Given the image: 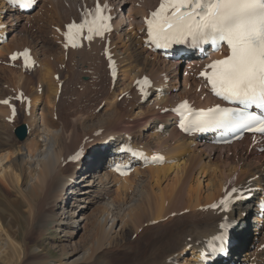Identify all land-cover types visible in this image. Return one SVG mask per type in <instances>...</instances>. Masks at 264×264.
Here are the masks:
<instances>
[{
    "label": "bare ground",
    "instance_id": "obj_1",
    "mask_svg": "<svg viewBox=\"0 0 264 264\" xmlns=\"http://www.w3.org/2000/svg\"><path fill=\"white\" fill-rule=\"evenodd\" d=\"M91 1L94 3L96 0H63L64 8H66L65 5L69 4L68 8H63V13L60 14L63 20L66 18V24L63 25L64 29L58 35L61 38L63 47L67 25L75 17L78 18L79 10L85 4H90ZM99 1L110 6L111 14L115 19L114 31L107 37H94L92 41L83 42L79 49L70 50L73 53L70 63L74 64L71 66L69 73L73 75V80H75L73 88L77 93L82 91L80 90L81 87L84 90L91 89L95 92L99 91L102 85H108L109 95L115 97L116 101L113 102L115 99L110 101L109 99H112V97L107 99V102L106 99L101 98L102 100L97 105V109L105 103H108V107L100 115L97 114V109H95L96 114L93 110L94 113L88 115L84 108L81 111L73 112L74 114L69 109L72 115L67 116L59 115L58 111L50 114L41 102L46 96L47 103L53 105L51 109L55 111L56 103L61 101L62 96L60 95L58 98L60 91L58 86L61 81L57 83V80H54V77L59 73L58 69H55L54 72L44 69L46 73L41 75L43 77L39 80V88L35 91L32 89L29 93L27 92L28 87L33 83L32 80L29 81V77V79L25 77L26 73L23 69L24 75L19 76V80L16 79L17 82L12 81V83L10 79V83L6 86L7 90L13 85L18 86L19 91L16 97L22 94L29 98L30 105H32L30 113H27L26 122L29 125V134L25 141L18 143V145L13 144L15 146L11 147L9 144L13 139L12 134H5L4 130H1L2 125L5 128L7 127L6 124L11 128L13 123L9 124L6 120L12 118L11 113L9 107H0V117L2 119L0 120V151H5L4 149L7 146L15 151L14 153L12 151L13 154L10 152V154L8 152L7 154L3 153L0 159V164L7 160V166H5V170L3 169L5 172L4 181L12 182L13 180L15 182V179L18 181L19 178L23 179L29 176L28 173H35L36 184L33 182L35 186L34 188L32 186L33 190L36 187L37 189L42 188L46 192H51L55 196V200H60L68 190L73 195L80 188L78 195L82 196L78 200L82 202L81 204H85L83 208H88L86 204H95L110 192L107 186L105 187L108 182L109 185L114 184L112 187L118 184L117 190L121 191L127 185H130V181L134 182L142 173H146L136 160H133L135 170L129 177L119 178L109 171L110 157L114 156L117 161L121 160L122 155L119 151L123 144L144 151L149 159L153 155H163L167 163L163 166L148 168L150 176L141 183L146 190V198H142L141 201L128 208L123 219L115 217L117 215L114 209L105 205V215L99 218L103 229L101 234L104 232L103 236L108 240H115L118 237L126 238L131 230L130 226L134 224L132 232L138 234V236L140 235L138 237L140 239L144 236L139 234V231L145 224L164 220L175 214V218H170L166 223L157 225V229L168 225L176 226L178 233H170V235L174 234L172 241L175 242L171 243V246L162 243H151L150 246L145 247V254L140 255L139 253L137 257L134 256L129 264H230L232 262L238 264L236 262L238 261L237 256L243 249H245L243 251L245 253V264H264L263 238L260 237L259 241L262 246H258L257 249L249 248L246 246L247 241H245L250 236L251 230V226L248 227L246 224L249 222V217L246 216H254L255 222L258 221L264 224V220L258 219V217H264L261 215L262 210L259 209L260 203H264V152H260V148H264V139L245 136L241 142L231 146H219L211 136L189 138L178 132L176 118L172 114V110L179 108V105L184 101H187L194 110L198 111L207 110L218 104L223 106L220 101L209 94L205 82L201 78H196V76L204 70L208 63L224 57L227 54L226 51L223 50V52L211 54L210 57L190 61L185 67L184 81L181 82L179 79L181 62L168 60L162 57L161 54L153 53L144 48L147 32L143 19L148 17L149 12L158 6L160 0ZM0 6V34L3 35L0 36L1 43V38L8 35L6 25L10 27L18 26L22 17L26 16L13 9L6 8V5L2 2H0ZM4 8L10 11L5 13ZM3 26L5 28H2ZM107 38L110 39V49L115 55L120 69V77L115 86L112 85L109 65L105 55ZM32 43L30 40L26 44L23 43L25 45L22 44V46L25 47H19L17 53L33 49L32 56L36 67L39 53L37 54L36 49L33 47L35 45L32 46ZM10 46H12L10 43L0 45V57L4 56L6 52L10 53L11 56L16 53V51L11 53V49L8 50ZM85 63H87V70L83 66ZM49 64V61L46 62V65ZM61 64H64V62ZM50 76L52 84L57 83V87L53 85L55 88L53 95L55 97L50 95L51 92L44 85V81ZM142 77L150 78L153 83V87L148 91L151 99L146 104H144V98L141 96L136 84ZM84 78L91 79L85 82L83 81ZM40 88L43 89L40 90ZM7 90H5L6 93ZM58 105L60 106V104ZM53 114L57 116L54 118ZM92 121H95V123L91 124ZM97 124L110 125V128L99 131L97 130ZM138 128L141 131L136 134ZM150 130H153V133L148 135ZM146 135H148L147 141L154 143L156 149L151 148V146H148V142L144 141ZM92 137L102 138L100 147L94 150L91 155L95 163H92V165L88 162L85 163V167H81L87 159L86 155L79 163H69L70 158L75 156L77 152L84 151L87 144H84L83 141L87 142V139ZM179 158L184 161L178 163ZM129 160L130 157L127 161ZM102 161L108 162V169L93 172L94 179H91L89 184L80 186L82 182L81 184L78 183L75 177L78 176V180L81 176L83 180L86 179L89 171H98ZM162 180H166V187L157 190L156 184L158 185L159 181L162 183ZM199 180L200 183L196 185ZM201 181H205L206 184L204 185ZM154 182L156 184L152 186ZM82 187L84 188L82 189ZM233 189H235L233 199L253 195L254 200L257 201H251L255 206L253 210L251 209L252 206L245 202L238 205L237 210L243 208V212L236 222L232 237L227 239L223 243L222 249L219 250L218 246L221 241L215 240L211 244V240L220 234H224L228 225L235 221L231 219L228 212L224 210L223 212L220 210L214 211L211 208L225 197L226 190L229 192ZM119 191L118 198L122 199L123 197L122 200L127 201L126 194H121ZM93 192L96 199H90ZM25 193L29 195L27 189H25ZM157 214L160 215L157 216ZM53 217H49L52 219H49L46 223L55 224L58 219ZM225 217H228L229 220L225 221ZM63 222L61 225H65ZM77 222L75 223L77 224ZM221 225L225 227L221 228ZM69 226L72 228V225L69 224ZM118 227L120 231L117 230ZM150 230L151 227L143 230L142 234L145 232L146 235V232H150ZM256 231H259L258 228ZM91 244L87 250H84L85 248L80 249V247L74 249L72 252L74 253L73 258H68L64 264H87L92 259L100 264H108L110 260L103 259V257L106 254V249L112 246V242L104 243L101 245L102 247L99 246L98 242L97 248ZM48 264L55 263L50 261Z\"/></svg>",
    "mask_w": 264,
    "mask_h": 264
},
{
    "label": "rangeland",
    "instance_id": "obj_2",
    "mask_svg": "<svg viewBox=\"0 0 264 264\" xmlns=\"http://www.w3.org/2000/svg\"><path fill=\"white\" fill-rule=\"evenodd\" d=\"M68 6L69 4L65 5L66 8H68ZM63 8H64L63 0H40L38 4L32 9V11H30L28 16L19 13L25 15L26 17H22L18 26L16 25L15 27H10L9 25H6L7 27L6 32L8 33L9 38L7 43L5 44L10 43L13 46V48L12 46H10L8 49L9 51L11 49L10 51L11 53L12 51L13 53H15V51L17 53L19 51L18 50L19 47L20 48L25 47L22 46V44L23 43L26 44L27 41L29 40L30 42H33L32 46L33 45L36 46L33 47L36 49L37 54L39 53L37 55L39 64L37 63L38 66H36L37 68L35 67L36 69L27 71L25 75V77L27 78L29 77L30 78V79L28 78L29 81L32 80L33 83L31 84V86L28 87V91H27L28 93L32 89L33 91H35L36 89L39 88L38 87L40 85L39 80L42 79L43 76L41 75L45 74L46 70H52L51 72H54L55 69L56 70L58 69L59 71L58 75L60 76V79H56L55 77L54 80L55 81L57 80V83L61 81L60 86L62 85V88H59L60 91H62L60 94L62 96L61 101H58V103H56L57 105L54 108L55 111L51 109V107L53 108V105L51 106V104L47 103L46 96L44 97V100H42L41 102V104H44L46 108L49 110L50 114L52 112L56 113L58 111L59 115L62 114L63 116H67V115H72L77 111H81V109L83 110V108L85 109L84 111H87L88 115H91L94 112L96 114L95 109H97V105L100 104L101 100L106 99L107 102V99L111 98L112 96L109 95L108 85L105 86L102 85L100 87V90L95 92L91 89H86L87 90L86 91L82 87L80 88V90H82L80 93L74 91L73 87L75 85V80H73V75L69 73V71L71 70V66H73L74 64V63H70L73 53L69 52L68 55L63 54L64 57L62 56V53H64V49L62 48V44L60 40L61 38L58 36L59 31L62 32L63 31L62 29H64V26L66 24L65 16H64L65 18L64 21L60 15L61 12L63 11ZM9 11H10L9 9H6L5 13ZM75 18L77 19V17ZM29 21L31 22L29 23ZM9 55L11 57V54L6 52L4 56L0 57V99H1L0 101H4V99L7 100L6 98L10 100L15 99V97L13 98V96L11 95L17 96L18 94L16 93H18L19 87L13 85L11 86V88L7 90V86L12 81L17 82L19 80L18 79L19 76L24 75L23 74L24 70H22L20 63L19 62L12 63L9 58ZM75 57L77 58L76 55ZM48 59H50L51 61ZM48 61L50 62V64L46 65V62ZM62 62H64V64H61ZM83 66L84 69L87 70V63H85ZM185 66L186 64L182 62L181 72L179 74L181 82L184 81V75L182 74L185 70ZM90 79L91 78L88 79L84 78L83 81L85 82L86 80L90 81ZM57 83L52 84L51 76L50 78L48 77L46 81H44V85H46V87L51 92L50 93L51 96L54 94L55 91L53 85L57 87ZM5 90H7L8 92L6 93ZM114 99L115 97H112V99L109 100L113 101ZM115 101L116 99L113 102ZM146 103L147 102H145V104ZM58 104H60V106ZM2 105L4 106V103H0V107H3ZM29 107L30 106H21V105L19 106L18 118H14L12 120L13 124L8 122L9 124H11V128H13L12 130L10 127H8L9 126L8 124L6 125L4 124L5 126H7L6 128L3 125L1 126V130L3 129L4 130L3 132L5 134L8 133V134H12L13 136L12 138L14 140L11 139V142L9 144L11 147L15 146L13 144L18 145V143L23 142L17 139L15 135V131L18 127L22 125H26L29 128L28 123H26L27 122L26 109L29 110ZM107 107H108V103L102 104L97 109V114L98 115L103 114L106 111ZM21 108L22 110L20 111ZM69 109L71 110L72 114L70 113ZM56 116H57L56 114H53L54 118ZM0 120H2L1 117ZM93 123H95V121H92L91 124ZM91 124L89 123V125ZM97 126H98L97 130L99 131L105 128H110V125L103 126L101 124H97ZM11 131L12 133H10ZM139 132H140V128L136 129V134H138ZM152 133L153 130H150L148 135ZM148 135L145 136L144 141L148 140ZM101 142H102V138L100 137H92L91 139H87V142L83 141L84 144H87L84 151L88 156L86 157L87 159L86 161L83 162L81 167L83 166L85 167L86 166L85 163L87 164L88 162L89 164L95 163L94 159L91 158V155L93 154L94 150L100 147ZM147 142H148V146H151V148L156 149L154 143L149 141ZM10 146L5 147L4 149L5 151H0V159L3 156V153L7 154V152L8 153L10 152L11 154H13L15 152L13 151L14 149L11 148ZM260 152H264V150H261L260 148ZM178 161H179L178 163H182L184 160L179 158ZM104 163L107 164L108 162L102 161L99 165L100 168L98 169V171H93V170L89 171V174H87L88 177L86 179L83 180L81 176L80 180H78L79 177L77 176L75 177L76 178L75 180L78 181V183L80 184L82 182L80 186L89 184L91 182V179H94V174H92L93 172H101L105 169ZM5 166H7V160H4L0 164V264H48L50 261H53L55 264H64L68 258H73L72 256H74V253L72 252L74 251V249L80 247V249L85 248L84 250H87L90 247L91 243H92L91 245H94L96 247V245H98V242L100 247H102L101 245H103L104 243L112 242V246L109 247V249H106V254L103 257V259L110 260L108 264L109 263L129 264L130 260L134 258V256L137 257L139 253L140 255L145 254L144 252L145 247L150 246L151 243H157V244L162 243L163 245L167 244L168 246H171L175 242L172 241V239L174 237V234L178 233L177 232L178 229L176 226L168 225L167 227L164 226V228L162 227L161 229H157V225H159L160 223H166L170 218H175L176 216L175 214H173V216L171 215V217L168 216L167 217L168 219L165 218L164 220H158L152 223L145 224L144 227H142L141 230L139 231V234L144 236V237H140V239H138L140 235L138 236V234H133L132 232V229L134 228V224L130 226L131 230L126 238L118 237L115 240H108L103 236L104 232L103 234H101L103 229H102V224H100L99 218L105 215L104 214L105 213L104 210L106 209L105 205L114 209L117 215L115 217H118L119 219H123L125 212L127 211L128 208L136 204L138 201H141L142 198L143 199L146 198L147 196L146 190L145 188H143V185L141 183L142 181L147 180L148 177L150 176V173L147 169H144L146 173L145 174L142 173L144 175L141 174L136 180H134V182L133 181H130L131 183L128 182L130 183V185H127V187L124 188V190L119 191L117 190L118 184L112 187L114 184L112 183V185H109L108 182V184H106L105 187L107 186L110 192L106 196L98 200L97 203L95 204L88 203L86 204L88 208H83L85 204H81L82 202H79L78 200V198L82 196V195H78L80 193L79 190L80 188L77 189L76 193H74L73 195L68 190L66 194L63 195L62 198H60V200H55V196L51 194V192L49 191L46 192L42 188L37 189V187L33 190V188L35 187L34 184H36L35 183L36 178L34 177L35 173L32 174L28 173L27 175L29 176H26L23 179L19 178L18 181L17 179H15V182H13V180L12 182L4 181L3 176L5 172L3 171V169L5 168ZM144 176L147 177L145 178ZM201 182L204 185L206 184L204 183L205 181H201ZM160 183L161 181H159L158 183L159 186H158L156 182H154L152 186H155L156 184L157 190L166 187L165 186L167 183L166 180H162V183L161 184ZM199 183L200 180L197 182L196 185H198ZM28 187H30L29 188L30 190L28 189ZM103 187L102 189H104ZM83 188L84 187H82V189ZM140 188L144 189L145 191L141 189L140 192ZM25 189L29 191V195L25 193ZM118 191L121 194L123 193L126 194L125 196L128 197V200L127 201L122 200L123 197L122 199H119ZM48 193L50 194L48 195ZM92 198L96 199V195H94V192L91 193L90 199ZM239 204L241 203H237V205L234 204L233 206H231V209L228 211L229 216L231 217L232 220L235 221V223L239 220V217L243 212V208H241V210H237ZM209 212L211 211L209 210ZM158 215L160 214H157V216ZM52 216L58 219V220L55 219L56 223L55 224L46 223L47 221H49V219H52L49 218ZM246 217H249V222H247L246 224L248 225V227L251 226L250 236L245 240L247 241L246 246H248L249 248L257 249L258 246H262L261 242L259 241L260 237L263 238L264 241V224L259 223L258 221L255 222L254 216L248 215ZM72 218H74L75 220L73 219V221H71ZM62 221H64L63 223L65 225H61ZM75 222H77V224ZM98 222L100 226L98 225ZM69 224L72 225V228L69 226ZM150 227H151L150 232H146V235L145 232L144 234H142L143 230L148 229ZM233 227H235V224H233ZM257 228L260 232L256 231ZM117 230L120 231V228L118 227ZM171 232H173L174 234L170 235ZM103 237L105 240L103 239ZM243 251H245V249H243L242 252L240 251V253L237 256L238 261L236 262H238V264H245L244 262L245 253ZM87 264H100V263L92 259L89 260Z\"/></svg>",
    "mask_w": 264,
    "mask_h": 264
},
{
    "label": "snow or ice",
    "instance_id": "obj_3",
    "mask_svg": "<svg viewBox=\"0 0 264 264\" xmlns=\"http://www.w3.org/2000/svg\"><path fill=\"white\" fill-rule=\"evenodd\" d=\"M9 2L28 8L35 0ZM110 11L109 5L101 4L99 0L94 9H86L79 24L67 25L65 47H78L80 39L92 41L94 37L103 38L106 32L111 31L113 18L108 14ZM144 23L147 43L156 48L168 49L174 44L192 48L211 45L214 51H220L218 44L227 46L228 54L208 63L200 76L216 97L240 107H221L218 104L207 110L194 111L184 101L174 109L182 117L179 124L182 131L243 129L264 135V0H160L159 7L145 18ZM22 55L25 66L29 67L28 52ZM11 59L15 60L17 56L13 55ZM108 60L115 80V63L111 56ZM137 86L146 98L147 88L151 87L149 79L145 77L137 81ZM0 103L7 104L8 101ZM253 107L260 109L261 114L248 111ZM79 157L80 153H77L70 159L76 161ZM157 159L162 160V157ZM229 196L230 193H226L220 204L213 207L223 206L227 211ZM214 239L223 242L226 236L222 234Z\"/></svg>",
    "mask_w": 264,
    "mask_h": 264
},
{
    "label": "water",
    "instance_id": "obj_4",
    "mask_svg": "<svg viewBox=\"0 0 264 264\" xmlns=\"http://www.w3.org/2000/svg\"><path fill=\"white\" fill-rule=\"evenodd\" d=\"M16 134H17V136H18V138L20 140H24L26 138V135H27V129H26V127L25 126L20 127L17 130Z\"/></svg>",
    "mask_w": 264,
    "mask_h": 264
}]
</instances>
